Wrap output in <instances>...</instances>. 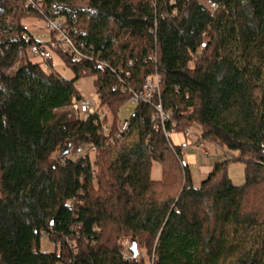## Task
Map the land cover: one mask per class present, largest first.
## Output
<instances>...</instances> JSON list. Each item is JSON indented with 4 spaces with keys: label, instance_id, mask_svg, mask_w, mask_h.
Returning <instances> with one entry per match:
<instances>
[{
    "label": "trees",
    "instance_id": "trees-1",
    "mask_svg": "<svg viewBox=\"0 0 264 264\" xmlns=\"http://www.w3.org/2000/svg\"><path fill=\"white\" fill-rule=\"evenodd\" d=\"M211 1L213 12L196 0H0V31L16 33L0 37V264H264V0ZM29 18L63 20L83 42L80 59L51 49L49 65L57 56L71 79L28 58L38 43ZM82 77L113 129L120 107L157 80L127 120L137 142L114 161L99 125L68 116ZM193 125L226 157L197 186L165 137ZM74 143L95 147L94 160L61 161ZM143 149L159 180L146 176ZM237 163L240 185L227 172ZM124 237L136 243L132 260Z\"/></svg>",
    "mask_w": 264,
    "mask_h": 264
},
{
    "label": "built area",
    "instance_id": "built-area-1",
    "mask_svg": "<svg viewBox=\"0 0 264 264\" xmlns=\"http://www.w3.org/2000/svg\"><path fill=\"white\" fill-rule=\"evenodd\" d=\"M31 0H25L24 7L26 8L30 5ZM39 4H37L38 6ZM206 8L210 11H215L218 8V5L211 1H206ZM45 28L48 33L47 38L46 35H40L37 37H33L37 40L38 43L31 45L27 48L26 53L31 60L32 58L36 59V63L39 64L41 68H43L46 72V75H53L54 72L49 65L48 61L51 57V49L57 48V42L61 43L59 47L62 52L69 53L72 55L74 59H80L83 57V51L85 50V46L83 42H72L65 36V32L63 31V20L61 21H48L45 22ZM53 34V35H52ZM56 35V36H55ZM25 41L28 43L30 41V37L27 34L22 35ZM54 36V39L51 37ZM48 45V46H47ZM90 58L93 57V52L90 53ZM100 68H104L103 62L99 64ZM77 89V88H76ZM158 91L157 80L156 78L150 81H147L144 85L141 92L130 97L131 104L137 106L139 103H150L155 93ZM67 106L68 116L80 119L82 121L92 120L94 125H99V130L102 136L107 139V145L109 146L110 153L112 154L116 151L124 140L125 136L130 133L131 129L134 127L131 125L130 121L123 120L116 123L114 129L112 128V120L109 119V112L103 110L104 107H97L91 101L83 98H78L75 96L71 97L70 103ZM105 109V108H104ZM156 110L158 111V116L160 121L163 122L168 118L169 112L163 114L161 107L159 105L156 106ZM109 116V117H108ZM155 117L151 119L154 120ZM157 125L153 126V129H156ZM171 133H165V137L170 140ZM182 135L189 140L190 144L193 145V148L196 153L203 156L204 158L208 157L207 150L205 148V143L200 139L199 129L196 125L189 127V129L182 132ZM171 142V141H170ZM74 151L73 154L75 157H90L93 161L95 158V147L92 145L87 147L81 143H74ZM66 148V147H65ZM70 150V148H69ZM148 150V149H147ZM149 151V150H148ZM57 156L59 152L55 153ZM66 156H64L65 158ZM63 157H60V160H64ZM122 257L125 260H132L135 257L130 252V248L122 249L121 251Z\"/></svg>",
    "mask_w": 264,
    "mask_h": 264
},
{
    "label": "rangeland",
    "instance_id": "rangeland-1",
    "mask_svg": "<svg viewBox=\"0 0 264 264\" xmlns=\"http://www.w3.org/2000/svg\"><path fill=\"white\" fill-rule=\"evenodd\" d=\"M173 1V0H171ZM198 3L202 4L204 7H206V1L207 0H196ZM9 19H7L5 22L6 24H8ZM26 29L28 30L29 34L33 37H37L42 35H46L47 38V30L45 28V23L43 21H39L37 19L34 18H29L26 19L25 21H23ZM8 27V26H7ZM56 36V35H55ZM0 37L5 41L7 39H13L16 37V33L14 30H9V32L7 33H3L2 31H0ZM60 43V42H59ZM57 44V43H56ZM61 46V43H60ZM29 58V57H28ZM22 59V58H21ZM32 61H36V59L32 58ZM52 70L53 72L58 75L59 77H63L66 79H71L73 77L72 72L65 66V64L63 62H61V60L53 55L52 57ZM76 88L77 91L79 92V94L81 95V97L83 99H87L89 101H91V103H93L95 106H97V98H96V94H95V90L94 85H93V79L91 77H82L79 80L76 81ZM98 107V106H97ZM134 107H136L135 105L131 104V102H127L126 104H124L122 107H120L119 111H118V120L119 121H123V120H128V118L130 117L129 115L133 114V110ZM104 111L109 112L107 109H104ZM110 115V114H109ZM109 117V116H108ZM111 118V115L109 117V119ZM181 133H171L170 135V141L175 144L176 141L179 138V135ZM138 139V135H137V128L134 127L133 129H131L130 133L127 134L124 138V140L122 141V143H120L121 145L119 146V148L114 151L110 156V160L114 161V159L116 158V156L118 155V153L121 151V146L129 148L131 147L135 142H137ZM207 153L208 154H212L210 147L208 146V144L204 145ZM74 151V145H72L70 147L69 153L67 155V158L69 159H74L75 156L73 154ZM221 151V150H220ZM207 154V155H208ZM210 154V155H211ZM220 155H222V151L219 152ZM143 155L145 156L144 161L146 163V176L150 179V180H159L161 178V169L158 163L156 162H150L149 161V157H148V153H146V151L143 149ZM209 156V155H208ZM219 156V155H218ZM52 158H55L54 156H51ZM226 158V157H225ZM242 165L237 163V164H230L228 166L227 172H228V177L230 178L231 182L234 185H240L243 181V171H242ZM40 249L43 252H50L53 250V245L52 243H50L46 238H42L41 240V245ZM131 241L127 238L124 237L122 239L121 242V249H128L130 248L131 250ZM140 250V256L146 257L145 256V252L143 249L139 248Z\"/></svg>",
    "mask_w": 264,
    "mask_h": 264
},
{
    "label": "crops",
    "instance_id": "crops-1",
    "mask_svg": "<svg viewBox=\"0 0 264 264\" xmlns=\"http://www.w3.org/2000/svg\"><path fill=\"white\" fill-rule=\"evenodd\" d=\"M173 145L180 146L181 156L183 160L189 165L195 186L206 179L210 171L209 168H211L212 164L225 159V153L222 151V157V155L219 154L221 151L212 144H208L212 152V154L210 153L211 155L208 154L209 156L207 158L199 155L195 152L193 145L190 144L189 140L186 139L182 133L179 135L178 140Z\"/></svg>",
    "mask_w": 264,
    "mask_h": 264
},
{
    "label": "water",
    "instance_id": "water-1",
    "mask_svg": "<svg viewBox=\"0 0 264 264\" xmlns=\"http://www.w3.org/2000/svg\"><path fill=\"white\" fill-rule=\"evenodd\" d=\"M68 153H69V147H66L65 149L63 148V152L61 154V157L64 158V156H67ZM131 244H132L131 252L133 253L134 256H136L137 255L136 243H135V241H131Z\"/></svg>",
    "mask_w": 264,
    "mask_h": 264
}]
</instances>
